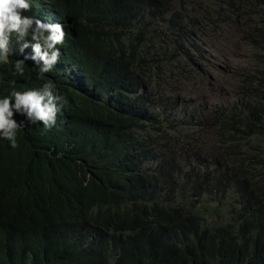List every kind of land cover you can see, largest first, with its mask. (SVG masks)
<instances>
[{
  "label": "trees",
  "instance_id": "obj_1",
  "mask_svg": "<svg viewBox=\"0 0 264 264\" xmlns=\"http://www.w3.org/2000/svg\"><path fill=\"white\" fill-rule=\"evenodd\" d=\"M34 1L63 57L37 78L11 54L0 96L50 80L67 103L50 130L0 142V264H264V0ZM224 34L253 62L216 67L246 86L167 124L196 90L171 87L178 60Z\"/></svg>",
  "mask_w": 264,
  "mask_h": 264
},
{
  "label": "clouds",
  "instance_id": "obj_2",
  "mask_svg": "<svg viewBox=\"0 0 264 264\" xmlns=\"http://www.w3.org/2000/svg\"><path fill=\"white\" fill-rule=\"evenodd\" d=\"M65 43L62 25L50 23L36 1L0 0V64H8L11 54L25 58L14 62L13 75L23 76L25 62L30 59L38 68L37 78H43L61 61L60 48ZM12 81L13 89L10 86L8 94L0 96V142L7 141L14 149L23 128L42 123L43 129L50 130L67 101L50 80L38 89L32 80L25 81L23 87L17 78ZM14 114L24 119L18 122Z\"/></svg>",
  "mask_w": 264,
  "mask_h": 264
},
{
  "label": "rangeland",
  "instance_id": "obj_3",
  "mask_svg": "<svg viewBox=\"0 0 264 264\" xmlns=\"http://www.w3.org/2000/svg\"><path fill=\"white\" fill-rule=\"evenodd\" d=\"M193 5H200L209 2H213L215 0H194ZM232 1V0H231ZM242 3L244 1H241ZM41 9V8H39ZM43 22V21H42ZM230 37L232 40H230ZM220 42L214 44L215 42H211L210 45L206 46L200 40L199 45H201V50L205 52L203 59L204 62H200L196 54L192 53L194 56V60L191 63L188 61L189 56L178 60L179 62L176 64V70H178V76L176 77L172 72L168 74H172L168 80H170L171 87H175L180 85L181 83L188 84L191 87L195 88L194 96L183 94L181 101L178 103H174L175 106H172L169 114L171 115V119L167 124L172 123L177 119H181L182 117H186L187 113H191L192 110L197 109L198 104H194L193 100H199L202 97V103L204 104V109L208 112H211V104L218 103V101H222L224 99L233 98L234 94L238 91H242L244 88V84L239 83L242 77L245 76L246 71L233 73L234 77H228V81L223 76L221 71L216 67L219 63L216 61L217 59H222L223 62L231 55H237L234 64L236 66L243 67L248 65L250 62H253V54L248 53L247 48H243L241 50L240 46H236L235 43L237 41V35H222ZM197 60L200 64L196 63ZM233 64V65H234ZM174 75V76H173ZM233 76V75H232ZM209 84L207 89V85ZM191 103V106H186L184 102ZM166 110V108L164 107ZM166 147H164V151ZM175 149L170 150L169 152L174 151ZM182 154V153H181ZM184 163V162H183Z\"/></svg>",
  "mask_w": 264,
  "mask_h": 264
}]
</instances>
